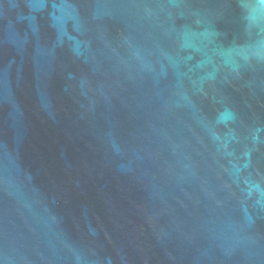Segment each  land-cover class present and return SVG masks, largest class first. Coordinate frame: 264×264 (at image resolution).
Wrapping results in <instances>:
<instances>
[{
    "label": "water",
    "instance_id": "95a60500",
    "mask_svg": "<svg viewBox=\"0 0 264 264\" xmlns=\"http://www.w3.org/2000/svg\"><path fill=\"white\" fill-rule=\"evenodd\" d=\"M0 264H264V0H0Z\"/></svg>",
    "mask_w": 264,
    "mask_h": 264
}]
</instances>
